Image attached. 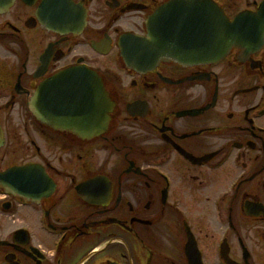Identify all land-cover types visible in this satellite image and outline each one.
<instances>
[{
	"label": "flooded vegetation",
	"instance_id": "obj_1",
	"mask_svg": "<svg viewBox=\"0 0 264 264\" xmlns=\"http://www.w3.org/2000/svg\"><path fill=\"white\" fill-rule=\"evenodd\" d=\"M168 1L72 0L76 36L41 28L42 0L0 15V174L36 166L52 187L40 199L0 187V264H264V46L250 61L126 68L120 36L145 37ZM78 66L114 104L88 140L28 109L39 84Z\"/></svg>",
	"mask_w": 264,
	"mask_h": 264
},
{
	"label": "water",
	"instance_id": "obj_2",
	"mask_svg": "<svg viewBox=\"0 0 264 264\" xmlns=\"http://www.w3.org/2000/svg\"><path fill=\"white\" fill-rule=\"evenodd\" d=\"M12 3L13 0H0V13ZM263 11L264 6L257 15H241L234 23H228L221 12L206 0L171 1L150 17L148 38L127 36L120 39L122 60L128 68L141 74L162 61L193 66L214 64L232 48L248 53L251 44L258 45L262 38ZM38 18L42 28L57 34L72 32L74 26L79 27L82 23L78 9L67 0H44ZM64 18L69 22L68 30L61 23ZM163 33L166 34L164 37ZM107 101L100 79L92 72L77 68L58 73L42 83L29 109L43 125L69 130L81 137L84 134L88 136L87 133L98 135L105 130L107 114L113 106ZM34 173L35 170L30 169L9 171L0 175V187L12 194H28L32 190L24 187L35 186L33 183L37 181V185L46 192L48 181L40 171L36 173L37 179L33 180Z\"/></svg>",
	"mask_w": 264,
	"mask_h": 264
},
{
	"label": "rangeland",
	"instance_id": "obj_3",
	"mask_svg": "<svg viewBox=\"0 0 264 264\" xmlns=\"http://www.w3.org/2000/svg\"><path fill=\"white\" fill-rule=\"evenodd\" d=\"M243 1H244V0H243ZM231 2L234 3V4H233V7H234L235 9H238V7H240L239 4H240V2H242V0H231ZM241 4H243V2H242ZM235 9H233V10H235ZM230 13H231V10H230ZM233 13H236V12H232V14H233ZM260 58H261L262 60H264V52H263V54L260 56ZM234 73H239V71H235ZM225 82H227V84L225 85V86H227V89H228V88H231V87H232L233 78H230V77H229L228 80L225 81Z\"/></svg>",
	"mask_w": 264,
	"mask_h": 264
}]
</instances>
